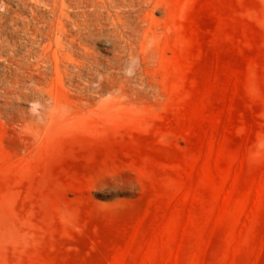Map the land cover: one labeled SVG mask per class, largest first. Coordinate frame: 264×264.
<instances>
[{
  "label": "rangeland",
  "instance_id": "1",
  "mask_svg": "<svg viewBox=\"0 0 264 264\" xmlns=\"http://www.w3.org/2000/svg\"><path fill=\"white\" fill-rule=\"evenodd\" d=\"M107 7L82 79L0 59V264H264V0Z\"/></svg>",
  "mask_w": 264,
  "mask_h": 264
},
{
  "label": "bare ground",
  "instance_id": "2",
  "mask_svg": "<svg viewBox=\"0 0 264 264\" xmlns=\"http://www.w3.org/2000/svg\"><path fill=\"white\" fill-rule=\"evenodd\" d=\"M115 2L0 0V59H4L13 82L28 81L43 94L39 85L54 74L65 76L70 83L90 75L94 62L87 46L104 28V14L99 11L108 10L107 4ZM18 51H25L19 59L15 57ZM23 124L27 126L25 121Z\"/></svg>",
  "mask_w": 264,
  "mask_h": 264
}]
</instances>
